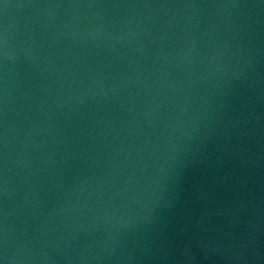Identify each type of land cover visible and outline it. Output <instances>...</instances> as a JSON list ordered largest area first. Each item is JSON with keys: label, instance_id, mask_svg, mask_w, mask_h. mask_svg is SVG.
Wrapping results in <instances>:
<instances>
[{"label": "water", "instance_id": "1", "mask_svg": "<svg viewBox=\"0 0 264 264\" xmlns=\"http://www.w3.org/2000/svg\"><path fill=\"white\" fill-rule=\"evenodd\" d=\"M0 264H264V0H0Z\"/></svg>", "mask_w": 264, "mask_h": 264}]
</instances>
